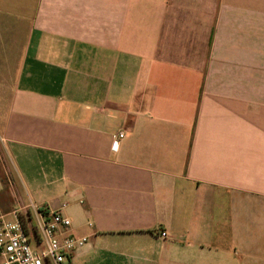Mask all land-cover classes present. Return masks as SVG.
Returning a JSON list of instances; mask_svg holds the SVG:
<instances>
[{
    "label": "crops",
    "instance_id": "0c3cea01",
    "mask_svg": "<svg viewBox=\"0 0 264 264\" xmlns=\"http://www.w3.org/2000/svg\"><path fill=\"white\" fill-rule=\"evenodd\" d=\"M0 140L61 264H264V0H0Z\"/></svg>",
    "mask_w": 264,
    "mask_h": 264
},
{
    "label": "built area",
    "instance_id": "2783aa9c",
    "mask_svg": "<svg viewBox=\"0 0 264 264\" xmlns=\"http://www.w3.org/2000/svg\"><path fill=\"white\" fill-rule=\"evenodd\" d=\"M125 136L117 133V139ZM70 220L60 210L43 215L38 224V239L32 246L22 221L18 216L12 220L0 218L1 264H61L85 243L84 238L67 234ZM162 237L165 233L160 234Z\"/></svg>",
    "mask_w": 264,
    "mask_h": 264
},
{
    "label": "rangeland",
    "instance_id": "374dc122",
    "mask_svg": "<svg viewBox=\"0 0 264 264\" xmlns=\"http://www.w3.org/2000/svg\"><path fill=\"white\" fill-rule=\"evenodd\" d=\"M8 171H10V163L4 149L3 142L0 140V175L5 177V173H8L9 175Z\"/></svg>",
    "mask_w": 264,
    "mask_h": 264
}]
</instances>
